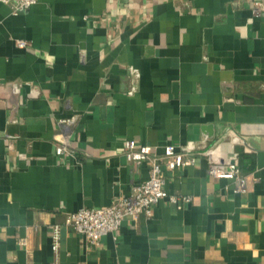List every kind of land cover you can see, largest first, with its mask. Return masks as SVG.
Instances as JSON below:
<instances>
[{
    "label": "crops",
    "instance_id": "0c3cea01",
    "mask_svg": "<svg viewBox=\"0 0 264 264\" xmlns=\"http://www.w3.org/2000/svg\"><path fill=\"white\" fill-rule=\"evenodd\" d=\"M237 138L247 194L206 154L165 170L183 209L164 199L98 246L65 224L149 178L126 141L163 155ZM54 225L59 264H264V0L0 2V264H54Z\"/></svg>",
    "mask_w": 264,
    "mask_h": 264
},
{
    "label": "built area",
    "instance_id": "2783aa9c",
    "mask_svg": "<svg viewBox=\"0 0 264 264\" xmlns=\"http://www.w3.org/2000/svg\"><path fill=\"white\" fill-rule=\"evenodd\" d=\"M11 7L14 15L28 11L38 4L39 0H0ZM20 48L29 45L27 41H17ZM130 93H133L131 91ZM73 119H65L60 122L61 126L70 125ZM209 149L206 143L190 144L186 146L166 145L164 154L159 155L151 145H138L135 140H128L124 143V153L128 161L132 164L143 165L147 163L149 167V178L133 187L129 196H124L113 201L109 206L102 208L83 207L75 213L66 215L65 224L75 232L85 236L88 243L98 246L101 238L116 234L122 223L126 219L138 221L142 215L151 218L153 216L152 207L160 201L167 199L175 204L179 209L190 204L191 197H178L169 194L165 188V170L175 171L178 168L195 165L199 156L206 155ZM72 151L64 142L57 148L58 155L71 154ZM210 176L230 181L237 194H247L249 192V178L236 164L224 165L212 163L208 169ZM53 249L57 259L54 264H59V254L61 245V226L54 225L52 235Z\"/></svg>",
    "mask_w": 264,
    "mask_h": 264
},
{
    "label": "water",
    "instance_id": "95a60500",
    "mask_svg": "<svg viewBox=\"0 0 264 264\" xmlns=\"http://www.w3.org/2000/svg\"><path fill=\"white\" fill-rule=\"evenodd\" d=\"M210 138V137H209ZM239 142V139H235L229 145L230 149L223 150V145H219L216 149L207 152L212 163L232 165L236 164L237 154L235 152V145Z\"/></svg>",
    "mask_w": 264,
    "mask_h": 264
}]
</instances>
